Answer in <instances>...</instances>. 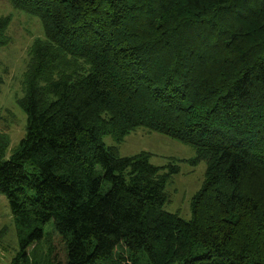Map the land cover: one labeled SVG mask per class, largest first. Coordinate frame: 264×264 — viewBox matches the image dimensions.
<instances>
[{
  "label": "trees",
  "instance_id": "1",
  "mask_svg": "<svg viewBox=\"0 0 264 264\" xmlns=\"http://www.w3.org/2000/svg\"><path fill=\"white\" fill-rule=\"evenodd\" d=\"M9 1L43 31L0 156L12 264H264V0ZM139 126L205 161L189 219L165 208L179 166L119 154Z\"/></svg>",
  "mask_w": 264,
  "mask_h": 264
},
{
  "label": "rangeland",
  "instance_id": "2",
  "mask_svg": "<svg viewBox=\"0 0 264 264\" xmlns=\"http://www.w3.org/2000/svg\"><path fill=\"white\" fill-rule=\"evenodd\" d=\"M6 15H10L12 19L5 32L8 43L0 45V74L3 78L0 92V145L5 144L4 150H0L1 159L8 158L24 136L26 115L17 100L24 94L23 81L31 58L33 42L36 38L43 37L38 20L16 12L9 0H0V17ZM104 142L106 145L113 144L109 136L104 138ZM118 146L121 156H132L146 151L151 153L150 160L155 165L179 166L178 173L172 176L166 187L168 201L165 208L189 219L191 199L201 189L206 169L205 161L190 163L196 154L194 149L188 144L144 126H139L127 134ZM51 225V223L46 224L44 231L51 229ZM0 231V264H12V259L20 248L19 239L7 200L2 194H0ZM64 250L60 237L52 234L38 253L46 254L47 258L54 254L62 258Z\"/></svg>",
  "mask_w": 264,
  "mask_h": 264
}]
</instances>
